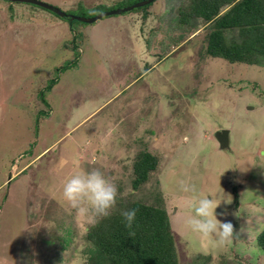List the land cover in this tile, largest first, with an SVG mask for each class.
<instances>
[{"label": "rangeland", "instance_id": "obj_1", "mask_svg": "<svg viewBox=\"0 0 264 264\" xmlns=\"http://www.w3.org/2000/svg\"><path fill=\"white\" fill-rule=\"evenodd\" d=\"M41 1L80 18L138 3ZM188 3L157 0L146 24L139 10L122 14L137 23L133 46L124 38L88 50L87 39L110 17L71 23L32 4H13L15 14L7 8L12 3L0 0V264H39L46 242L67 230L71 243L61 260L47 262L59 256L57 242L42 264H87L92 224L64 203L61 191L69 176L94 169L127 193L121 197L161 193L181 264L207 257L203 264L222 257L264 264L257 245L264 230V68L206 56L203 22L195 37L176 41L179 9ZM52 80L54 88L43 92ZM225 129L231 153L219 151L215 139ZM140 152L158 155L160 165L136 193ZM181 180L196 192H182ZM203 196L232 199L216 210L218 219L242 228L231 246L217 248L186 226L195 198Z\"/></svg>", "mask_w": 264, "mask_h": 264}, {"label": "trees", "instance_id": "obj_2", "mask_svg": "<svg viewBox=\"0 0 264 264\" xmlns=\"http://www.w3.org/2000/svg\"><path fill=\"white\" fill-rule=\"evenodd\" d=\"M140 1L143 0H134L133 3ZM13 4L16 3L9 4L7 8L16 14ZM153 5L135 9L140 11L145 24L150 18V8ZM61 19L73 23L69 18ZM202 22L207 25L205 36L207 45L204 50L206 56L223 59L232 64L264 68V0H189L185 8L179 9L176 31L181 34L180 29H183L185 33L183 38L177 34L176 41H182L187 35L191 38ZM142 32L144 35V30ZM130 43L134 44V41ZM68 67H63L62 70ZM50 83L43 92H50L56 81L52 80ZM139 154L134 165L135 178L132 180V189L136 193L150 182L151 175L160 165L158 155L143 152ZM234 193L236 195L234 201L238 205L237 188H234ZM135 195L131 193L127 197L120 196L109 218L88 227L85 240L90 247L84 252L87 264H181L176 236L172 231L170 216L161 199V193L155 192L149 199H135ZM130 209L138 210L131 230L125 227L121 215L122 211ZM130 231L134 232V235H130ZM71 234L67 230L64 236L53 237L47 241L45 249L38 254L39 264L44 262L43 257L47 261L45 255L50 257L49 254L54 250L50 249V246L57 248V242L61 247L60 254L48 258L47 262H59L62 252L71 243ZM257 245L264 252V230L257 237ZM237 258L240 259L239 256ZM209 259L200 258L194 264H203L202 262H208ZM28 263L33 264V260H28ZM220 264L230 262L222 257Z\"/></svg>", "mask_w": 264, "mask_h": 264}, {"label": "clouds", "instance_id": "obj_3", "mask_svg": "<svg viewBox=\"0 0 264 264\" xmlns=\"http://www.w3.org/2000/svg\"><path fill=\"white\" fill-rule=\"evenodd\" d=\"M218 150L220 151L219 144ZM225 151L231 153V144L230 149ZM179 187L184 193L196 192V186L187 180H181ZM125 194L127 193L119 191L116 183L95 169L75 172L65 180L61 191L64 203L78 216L93 225L109 218L116 208L118 198ZM222 201L225 204H231L232 199ZM222 201L218 202L208 196L196 197L192 205L194 214L185 220L186 226L193 233L211 240L215 247L221 249L231 246L239 239L242 232V228L237 231L230 220L217 218L216 210ZM137 211V209H130L121 212L125 227L129 230L132 229L136 220ZM232 214L237 216L236 213ZM219 215L226 217L228 213L224 211ZM130 235H134V232L130 231Z\"/></svg>", "mask_w": 264, "mask_h": 264}, {"label": "water", "instance_id": "obj_4", "mask_svg": "<svg viewBox=\"0 0 264 264\" xmlns=\"http://www.w3.org/2000/svg\"><path fill=\"white\" fill-rule=\"evenodd\" d=\"M6 1H9L12 3L32 4V5L44 8L48 11H51V12L57 14L61 18H69L71 21H80V22L86 23V24H93V23L103 19L104 17L113 16V15H120L123 13L133 11L135 9H139V8H143L145 6H149V5L153 4L154 2H156L157 0H143V1H140V2H138L132 6L124 8V9H118V10L103 12V13H101V14L93 17V18H80V17H75L73 15H68L67 13L62 11L61 9H59L55 6H52L48 3H45L41 0H6ZM215 139L219 144L220 151H225V150L230 149L231 142H230V131L229 130L225 129V130L217 131L215 134Z\"/></svg>", "mask_w": 264, "mask_h": 264}, {"label": "crops", "instance_id": "obj_5", "mask_svg": "<svg viewBox=\"0 0 264 264\" xmlns=\"http://www.w3.org/2000/svg\"><path fill=\"white\" fill-rule=\"evenodd\" d=\"M121 18H108L106 20H103V24H100L98 28L95 30V34L93 37H89L87 39V47L88 50L90 48V45H96V47L100 44L107 43L109 41H113L112 47L119 41L124 42V38L130 39L131 41H134V36H136L137 29L135 26H137L136 21L132 23V20L130 18H122V16H119ZM131 25V28L128 26ZM137 29V30H136ZM139 34V33H138ZM142 32L140 34V38L142 37L144 40V36L142 35ZM141 38V39H142ZM121 45H119L120 47ZM126 46V45H125ZM121 46V47H125ZM130 46H133V43H130ZM149 55L151 53L149 52ZM75 68V66H73ZM55 93H57L55 91ZM94 113H91L87 115L86 119L90 118Z\"/></svg>", "mask_w": 264, "mask_h": 264}]
</instances>
